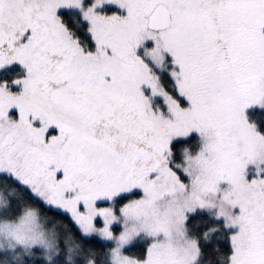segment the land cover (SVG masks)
I'll list each match as a JSON object with an SVG mask.
<instances>
[{
  "label": "snow or ice",
  "instance_id": "obj_1",
  "mask_svg": "<svg viewBox=\"0 0 264 264\" xmlns=\"http://www.w3.org/2000/svg\"><path fill=\"white\" fill-rule=\"evenodd\" d=\"M0 264H264V0H0Z\"/></svg>",
  "mask_w": 264,
  "mask_h": 264
}]
</instances>
